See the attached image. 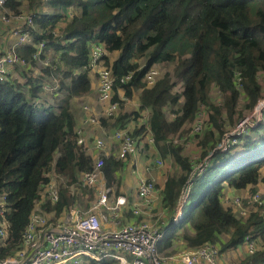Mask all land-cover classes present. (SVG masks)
Masks as SVG:
<instances>
[{"label":"trees","instance_id":"obj_1","mask_svg":"<svg viewBox=\"0 0 264 264\" xmlns=\"http://www.w3.org/2000/svg\"><path fill=\"white\" fill-rule=\"evenodd\" d=\"M41 1L46 11L51 10L40 11V0H7L6 4L14 15L34 13L35 26L33 45L17 49L34 68L26 71L16 66V74L0 82V208H5L0 222L9 223L8 235H0V259L23 248L24 231L53 165L68 186L77 187L71 192L60 181L59 200L44 205L59 217L79 197L81 172L94 167V158L78 143L72 108V97L96 87L90 68L92 43L105 47V65L118 78L114 98L119 110L114 118L102 115L101 124L130 129L150 110L148 125L157 152L179 167L180 173L168 175L163 188V205L173 213L196 166L174 137H186V127L193 130L202 111L207 113L201 132L193 131L191 138L201 158H208L192 181L183 218L178 223L170 219L159 250L165 252L182 239L189 250L220 243L223 253L244 246L247 234L263 237L264 219L259 212L239 218L222 199L227 186L240 192L264 178V111L257 126L236 136L237 143L225 150L216 147L234 128L235 115H245L264 97V0ZM12 23L28 27L23 21ZM42 41L55 52L56 60L39 74L34 71L38 68L35 54ZM156 64L164 68L174 64V68L161 72L148 87L144 78ZM131 73L132 78L122 83L120 79ZM48 76L59 82L54 97L59 101L45 96L43 79ZM178 82L181 91L175 90ZM119 89L141 106L128 112V101L119 98ZM217 89L222 92L219 96ZM167 109L173 110L172 119ZM132 132L144 136L146 125H135ZM103 160L107 183L118 187L124 160L112 156ZM188 224L194 233L188 231ZM222 235L229 237L222 239ZM240 262L264 264V244Z\"/></svg>","mask_w":264,"mask_h":264},{"label":"built area","instance_id":"obj_2","mask_svg":"<svg viewBox=\"0 0 264 264\" xmlns=\"http://www.w3.org/2000/svg\"><path fill=\"white\" fill-rule=\"evenodd\" d=\"M7 0H0V20L5 25L4 34L11 39L10 43L0 49V82L7 81L15 67L33 69L32 65L17 51L21 45L31 44L34 13L14 15L6 6ZM12 20L23 21L28 27L11 24ZM7 31V32H6ZM35 54L40 74L43 68L52 66L54 56L46 55V43L40 42ZM91 70L98 77V104L95 110L93 103L83 99L79 105L85 115L82 128L77 129L78 143L87 154L94 158V167L80 174L78 185L79 197L76 203L64 210L61 217L56 211H47L44 205L50 201L55 204L60 198V181L65 187L68 180L59 175L54 168L47 173L49 181L40 189V198L30 215L29 223L24 231L23 248L16 254L0 259V264H221L220 243H206L183 253H165L159 250V243L165 234V227L158 226L150 219L159 214L155 211L163 208V187L159 186L154 177H141L135 193L119 192L117 185H109L103 172V156H112L119 160H127L140 151L157 152L155 139L148 125L149 117H143L146 125L144 136H134L131 129L103 128L102 135L91 137L87 134L88 127L100 126V118L106 115L114 118L119 110V101L115 99V85L118 80L113 70L105 65L104 57L108 54L102 44H91ZM44 56V58H42ZM156 64L150 68L144 78L146 86H153L160 74ZM132 73L122 77V83L128 82ZM47 79V78H46ZM44 79V81L46 80ZM50 83L43 82L44 90L59 89L57 79ZM241 85H239V88ZM221 95L220 89L216 91ZM53 95V96H54ZM121 100L127 97L119 94ZM264 97L259 99L251 113L225 135L216 149L225 150L229 144L237 143L236 136L242 135L250 128L257 126L263 119ZM207 113L201 114L194 125V132H201ZM104 127V126H102ZM177 138H174V140ZM178 143L177 140H175ZM215 149V150H216ZM158 153V152H157ZM208 156L194 169L185 182L174 209L173 221L178 223L183 218V209L188 199L192 181L203 166ZM207 164V163H206ZM164 166V159L156 156L152 167ZM68 187L71 192L77 190L75 184ZM250 190V189H249ZM223 204L233 208L239 218H245L251 212H259L264 219V191L256 189L245 196L224 193ZM83 202H86L83 205ZM2 201H0V204ZM158 205V207H157ZM5 208L1 206L0 213ZM132 216L130 219L128 213ZM9 223L0 222V235H8ZM264 236L247 234L244 247L247 254H254L262 248Z\"/></svg>","mask_w":264,"mask_h":264},{"label":"rangeland","instance_id":"obj_3","mask_svg":"<svg viewBox=\"0 0 264 264\" xmlns=\"http://www.w3.org/2000/svg\"><path fill=\"white\" fill-rule=\"evenodd\" d=\"M40 4L43 6V3H42L41 0H40ZM7 26L8 25H5V24H3V23L0 22V49L3 48L4 46H7L10 43V41H11L10 37L8 35H6V33L4 34L5 28ZM40 65H42L41 66V69H42L43 68V63L41 62ZM158 67H159L160 74H161V72H163V71L164 72H167L168 69L169 70H172L174 68V64L167 65V66H165V68L162 67L161 65H158ZM92 74H93V76H94V78L96 80V88L93 91L89 92V93L72 97V101H73L72 102V108L73 109L74 108H77L78 109V111H77L78 116H79V99L81 97H83V98L80 100V105H81L83 99H86V100L90 101L91 103H93L92 105H93V107H95V110H100V106L98 104V99H97V96H98V87H99L98 86V77H97V75L93 71H92ZM44 79H46V80L44 81ZM44 79H43V82L44 83L45 82L46 83H50L51 81H55L54 79H56V78L55 77H52V76H48V77H45ZM24 89H27V86H25ZM175 90L176 91H181L182 90V83L181 82H178V84L175 86ZM44 91L46 93V95L45 94L44 95L48 99H50V100H53L54 99V100L59 101L60 98H54L55 96H53L54 95L53 94L54 90H44ZM63 95H64V93H61V96H63ZM132 107H134V106L132 105ZM252 110H250L249 112H247L243 116L235 115V123H236L235 126L238 125L247 115H249ZM168 112H170V113H167L168 118L169 119H172L173 118V115H172L173 114V110L172 109H169ZM84 115H85V112L82 113V118L81 119H83ZM83 126H84L83 124H80V125L78 124L77 127L79 129V127L82 128ZM100 126L102 127L103 125L100 124ZM189 127L190 126H187L186 127L187 128L186 129L187 130V132H186L187 137H186V140L183 141V143H180L181 138H179L178 136H176L174 138H177L175 140H177L179 144L184 145V153L186 155H190V156L193 157V159H194V161L196 163V166H195V169H196L199 166V164L206 157L205 158H201V150L198 148L197 145H194V142L191 145L190 144L189 145H185L187 142L190 143V136L194 137V134L192 133L194 131V129L191 130V127L190 128ZM110 129H112V128L110 127ZM92 131L94 133L95 132V128H93ZM153 155L154 156H158V154H156L155 152H153ZM153 155H151V156H153ZM146 166H147V163H146ZM262 171H263L262 173L264 175V168L262 169ZM177 173H180L179 172V167L173 161L164 159V167H163V169H161V171H159V175L158 176L156 175V176L159 178V181H162V178L164 179V176H167L168 177V175H170V174L176 175ZM261 182L264 183V178L261 180ZM249 192H251V189L249 190ZM249 192L244 193L243 195L245 196L246 194H249ZM85 204H86V202H83V205H85ZM157 207H158V205H157ZM155 211H157L159 214H156V216L152 217V219H150V221L151 222H154L160 216V219L156 222V224L158 226L165 227L168 224V222L170 221V219L172 218V215H174V213L171 210L165 208V206L163 208L160 207V208L156 209ZM187 229H188V231L190 233H194V229L192 228V225L191 224H188ZM225 237L228 238L229 236L228 235H225ZM225 237H224V235H222V239H225ZM188 250L189 249H188V246H187L186 242H184L182 239H177L174 242V245L171 248L167 249L165 253H183V252H186ZM225 252L226 253H224V254L221 255V264H241V262L238 259H241L246 254L244 251L243 252H238V251L235 252L232 249H228Z\"/></svg>","mask_w":264,"mask_h":264},{"label":"crops","instance_id":"obj_4","mask_svg":"<svg viewBox=\"0 0 264 264\" xmlns=\"http://www.w3.org/2000/svg\"><path fill=\"white\" fill-rule=\"evenodd\" d=\"M46 9L48 8H43L40 4V11H45V12H48L50 11L51 9L47 10ZM5 47V46H4ZM3 47V48H4ZM2 49V48H1ZM46 55L47 56H54L55 60H56V54L53 50L51 49H46ZM117 56V54H115ZM16 74V70L12 72L11 76L15 75ZM96 88V87H95ZM118 93L119 94H123L124 95V90L123 89H119L118 90ZM55 96V95H54ZM120 96V95H119ZM125 101H128L127 103V111L128 112H131L133 110H136L138 107L141 106V104L137 101V99H133V100H130V99H126ZM134 107H132V105ZM80 105H79V116H78V109L77 108H74V112H75V118H76V121H77V124H82V110H80ZM168 111V109H167ZM168 113V112H166ZM202 114H206V111H202ZM150 116V110L149 109H146V111L143 113V115L141 116V118H139V120L136 122H132V126H131V130L135 127V125H142V122H143V117H149ZM95 128V132L93 133L92 129ZM103 128L105 129H110V127H101V126H92V127H89L87 129V134L88 136L91 137V141H93L95 139V137L97 136H100L102 135V131H103ZM187 137V136H186ZM186 137L182 138L180 143H183V141L186 140ZM192 136H190V143L187 142L185 145H191L193 142H194V145H196L195 143V139H192L191 138ZM156 154H158L157 152H155ZM153 155V152H146V151H140L138 152L136 155L134 156H131L129 157L127 160H124V163H123V167L121 168V170H119L118 172V178L120 180V184H119V187L118 190L120 192H123V193H135L136 191V188H137V185H138V179L141 178V177H154L158 183L159 186L163 187L164 188V185L166 183V178L167 176H164V179L162 178V181H159V178L157 177L159 175V171H161V169H163L164 166L162 167H159V168H156V167H152L151 168V164L152 162L154 161V159L156 158V156H151ZM146 163H147V166H146ZM157 175V176H156ZM264 176V175H263ZM249 189H253V190H256V189H260L262 191H264V183H262L261 181L256 184L255 186H249L248 189L244 190V191H237L235 190L234 188L232 187H226L225 190H224V193H228L230 195H238V194H244V193H247L249 192ZM173 217V215H172ZM130 219V218H128ZM166 227V226H165ZM234 250L235 252H245L246 253V250L245 248L242 246V247H239L237 249H232ZM226 253V252H223V254ZM247 254V253H246ZM246 254L244 255V257H240L241 259H238L239 261H242Z\"/></svg>","mask_w":264,"mask_h":264}]
</instances>
